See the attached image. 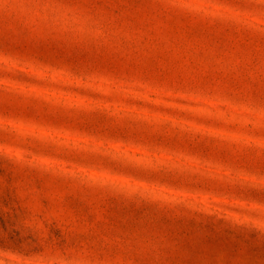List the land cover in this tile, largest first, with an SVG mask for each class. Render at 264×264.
<instances>
[{
  "label": "rangeland",
  "instance_id": "obj_1",
  "mask_svg": "<svg viewBox=\"0 0 264 264\" xmlns=\"http://www.w3.org/2000/svg\"><path fill=\"white\" fill-rule=\"evenodd\" d=\"M0 264H264V0H0Z\"/></svg>",
  "mask_w": 264,
  "mask_h": 264
}]
</instances>
